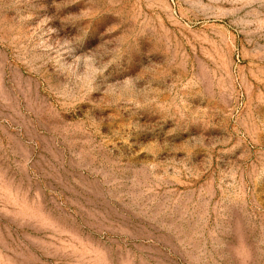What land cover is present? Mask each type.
<instances>
[{"label": "rangeland", "instance_id": "obj_1", "mask_svg": "<svg viewBox=\"0 0 264 264\" xmlns=\"http://www.w3.org/2000/svg\"><path fill=\"white\" fill-rule=\"evenodd\" d=\"M0 264H264V0H0Z\"/></svg>", "mask_w": 264, "mask_h": 264}]
</instances>
